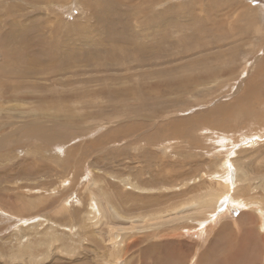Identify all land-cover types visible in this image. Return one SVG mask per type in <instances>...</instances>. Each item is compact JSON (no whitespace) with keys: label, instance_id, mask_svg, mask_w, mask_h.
Segmentation results:
<instances>
[{"label":"rangeland","instance_id":"rangeland-1","mask_svg":"<svg viewBox=\"0 0 264 264\" xmlns=\"http://www.w3.org/2000/svg\"><path fill=\"white\" fill-rule=\"evenodd\" d=\"M0 127V264H264V0H0Z\"/></svg>","mask_w":264,"mask_h":264},{"label":"bare ground","instance_id":"bare-ground-1","mask_svg":"<svg viewBox=\"0 0 264 264\" xmlns=\"http://www.w3.org/2000/svg\"><path fill=\"white\" fill-rule=\"evenodd\" d=\"M126 2V1H125ZM168 8V7H167ZM144 9V8H143ZM100 12V11H99ZM98 12V13H99ZM112 17V16H111ZM101 18V17H100ZM232 18V17H231ZM98 20H99V18H98ZM101 21H103L104 22V25L106 26V28H107V26L108 25H112V23H108V21L106 20V19H102ZM127 22V21H126ZM169 22V21H168ZM103 24V23H102ZM170 24V23H169ZM172 24V23H171ZM170 24V25H171ZM216 25V24H215ZM228 27V26H227ZM126 28V27H125ZM65 30H66V32L64 31V32H62L61 30V33H62V35H64V36H67L66 37V41H64V48H65V50H68V52H65V51H63L64 49H62V52H60V51H58V53H56L58 56H60V57H66V60L67 61H69V60H75V59H77V58H85V60H87V59H89V58H91V55H94V51L93 50H91V49H87V50H83V51H81V52H77V51H75L74 50V48H73V44H71V42H72V39H70L69 37H70V35H69V30H68V28H65ZM59 32V31H58ZM6 34V36L4 37V39H5V41H8V40H10V39H13V34L14 33H11V32H9V33H5ZM5 34H3V35H5ZM27 34V33H26ZM60 34V33H59ZM132 34V33H131ZM40 35V34H39ZM41 36H42V34H41ZM28 41H29V43H26V45L24 46V47H22V48H20V49H17V48H11V47H9V50H10V55L12 56V57H14L16 60H20V59H25V58H27L26 59V61H29V65L27 66L28 68L29 67H33V65H35V64H37L36 62L39 60L38 58H36L37 56H38V54H41L42 56H44L45 54L41 51V48L39 47V46H37L36 44H34L33 43V41H35V40H32L31 41V39H28V37H25ZM227 38V37H226ZM114 39V38H113ZM46 41V40H45ZM50 41L51 42H55L54 43V48L56 49V50H61V48H60V45H59V40L58 39H54V38H50ZM91 41V40H90ZM10 42V41H9ZM88 42V41H87ZM57 43V44H56ZM93 43V42H92ZM95 43V42H94ZM107 43V42H106ZM3 44V43H2ZM85 44V43H84ZM114 44V43H113ZM117 44V43H116ZM41 45H43V44H41ZM59 45V46H58ZM62 45V44H61ZM85 45H87V44H85ZM152 45H153V43H152ZM148 46H150V45H148ZM43 47V46H42ZM114 47V46H113ZM117 48V47H116ZM25 49H26V51H25ZM98 49V48H97ZM109 49H111V48H109ZM115 49V48H114ZM120 49H121V47H120ZM117 50H119V49H117ZM116 50V51H117ZM52 51V50H51ZM110 51V50H109ZM115 51V50H114ZM115 51V52H116ZM121 52H122V50H120ZM111 52H112V50H111ZM66 53H68L66 56H65V54ZM146 53H147V51H146ZM47 54V53H46ZM112 54V53H111ZM110 54V55H111ZM150 54V53H149ZM109 55V56H110ZM98 56H99V54H98ZM41 64H43V63H41V62H39L37 65H36V67H38V69H42V68H40L39 66L41 65ZM98 65H101V63L100 62H98ZM258 68V67H257ZM27 71H28V74L29 75H33V70L32 69H30V70H28V69H26ZM69 71V70H68ZM214 73V72H213ZM52 74V73H51ZM49 75V74H48ZM35 76V75H34ZM189 77V76H188ZM187 77V78H188ZM202 77V76H201ZM209 77V76H208ZM212 77V76H211ZM187 78H186V80H187ZM191 78V77H190ZM189 78V79H190ZM196 78V77H195ZM197 78H200V77H197ZM213 78V77H212ZM188 79V80H189ZM189 81H191V80H189ZM198 81H200V79L198 80ZM185 82V81H184ZM192 82H193V80H192ZM182 85V84H181ZM188 85H186V86H184V88L185 87H187ZM187 89V88H186ZM192 89V88H191ZM220 89V88H219ZM185 90V89H184ZM11 95V94H10ZM61 97V96H60ZM40 100H42V101H44L45 103H48L49 105H54V99H52V100H50V99H48V98H40ZM60 100H65V98H60ZM67 111L65 110V113L67 112V113H69V112H71V111H73V108H72V106H70V105H68L67 106ZM222 111V110H221ZM43 118V117H42ZM74 120H76V116L75 117H72V116H69V115H59V114H47V116H45L44 117V125L45 124H49V123H47V122H51V124H53L54 122H57V124L60 122L61 123V125L62 126H64V127H67V126H72L73 127V125H79V126H81V123H74L73 121ZM53 122V123H52ZM205 122V121H204ZM4 123V122H3ZM38 123V122H37ZM42 123V124H43ZM12 124V123H11ZM23 124V123H22ZM24 124H26V123H24ZM15 125H17V124H14V126ZM56 125V124H55ZM60 125V126H61ZM8 126V125H7ZM12 126V125H11ZM5 127V126H4ZM75 127V126H74ZM1 128V127H0ZM3 128V127H2ZM7 128V127H6ZM18 128H19V126H18ZM36 128H39V132H40V134H41V131H42V126H40V124L38 123V126L36 125V126H34V125H32L29 129H30V131L31 132H33V133H35V132H37V130L38 129H36ZM55 128V127H54ZM77 128V127H76ZM79 128V127H78ZM85 128H87V127H85ZM4 129V128H3ZM3 129H1L0 130V132L3 130ZM46 129V128H45ZM48 129V128H47ZM84 129V128H83ZM15 130V129H14ZM52 130V129H51ZM80 130H81V128H80ZM48 131V130H47ZM3 132V131H2ZM30 132V133H31ZM42 132H44V131H42ZM10 133V132H9ZM177 133V132H176ZM7 134V133H6ZM43 134H45V133H43ZM47 137H48V141L50 142V140H51V138H52V142L53 141H55V139L53 138L54 136H50L49 135V133L47 132ZM33 135V134H32ZM34 135H36L37 136V134H34ZM33 135V136H34ZM59 135V134H58ZM62 135V134H61ZM38 136H39V134H38ZM41 136V135H40ZM45 137H46V135H44ZM37 138V137H36ZM39 138V137H38ZM7 139H8V136H3V135H1V133H0V144H4V143H6V141H7ZM42 139L44 140L45 138H41V141H42ZM20 140V139H19ZM47 141V142H48ZM94 145V144H93ZM63 152V151H62ZM231 155V154H230ZM220 157V156H219ZM221 164V163H220ZM221 167V169L223 170V165L222 166H220ZM220 169V170H221ZM224 171V170H223ZM250 171V170H249ZM44 172V171H43ZM159 172V171H158ZM223 173V172H222ZM221 174V173H220ZM160 175V174H159ZM163 175V174H162ZM186 176V175H185ZM188 176V175H187ZM221 176V175H220ZM226 176V175H225ZM229 176V175H228ZM155 177V176H154ZM163 177V176H162ZM221 177H223V176H221ZM221 177H219L220 179H222ZM227 178H229V177H227ZM227 178H224V179H226L227 180ZM242 179H243V177H242ZM226 180H224V182L226 181ZM240 180H241V177H240ZM239 180V181H240ZM217 181V180H216ZM230 181V180H229ZM242 181V180H241ZM220 182V181H219ZM232 182H233V180H232ZM227 183V182H226ZM229 183V182H228ZM218 184V183H217ZM216 185V184H215ZM224 185V184H223ZM230 185V184H229ZM231 187V186H230ZM229 187V188H230ZM224 190V189H223ZM233 190V189H232ZM246 190V189H245ZM206 192V191H205ZM229 192V191H228ZM238 192V191H237ZM204 193V192H203ZM243 193V192H242ZM203 195V194H202ZM222 195H224L222 192H221V190L219 191V192H216V188L214 187L213 189L212 188H209L208 189V191L206 192V193H204V198L203 199H201V198H197L196 197V199H198L197 201H199V202H197V203H200L202 206L204 205H210V206H212L213 205V207H214V209L213 210H215L216 209V204H219L218 203V201H219V199H220V197L222 196ZM247 196V195H246ZM206 197V198H205ZM238 197V196H237ZM240 197V196H239ZM201 199V200H200ZM233 199H235L236 200V198H233ZM246 199V198H245ZM195 200V199H194ZM239 200H240V198H239ZM231 201V200H230ZM234 201V200H233ZM237 201V200H236ZM238 202V201H237ZM240 202V201H239ZM229 203H231V202H229ZM233 203V202H232ZM255 203V202H254ZM260 204V203H259ZM230 205H232V204H230ZM247 205V204H246ZM203 206V207H204ZM248 206V205H247ZM229 207V206H228ZM231 207V206H230ZM229 207V208H230ZM201 210H203V209H201ZM227 211H229V210H227ZM210 213V212H209ZM208 213V214H209ZM264 213V212H263ZM261 214H262V212H261ZM262 227H263V224H262ZM232 261V260H231Z\"/></svg>","mask_w":264,"mask_h":264},{"label":"snow or ice","instance_id":"snow-or-ice-1","mask_svg":"<svg viewBox=\"0 0 264 264\" xmlns=\"http://www.w3.org/2000/svg\"><path fill=\"white\" fill-rule=\"evenodd\" d=\"M223 143H227V141H223ZM219 154L221 156L220 163L223 164L224 167H226L229 170V180H231V172L233 170V165L230 162V157H229V150L227 148L220 149ZM231 156H235V152H231ZM233 187L235 185L233 184ZM230 197L228 195H225L223 200H221V205H226ZM239 207H245L244 204H240ZM223 207L221 208V211H223Z\"/></svg>","mask_w":264,"mask_h":264}]
</instances>
